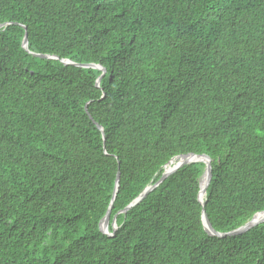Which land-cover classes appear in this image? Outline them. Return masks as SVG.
I'll use <instances>...</instances> for the list:
<instances>
[{"label": "trees", "instance_id": "obj_1", "mask_svg": "<svg viewBox=\"0 0 264 264\" xmlns=\"http://www.w3.org/2000/svg\"><path fill=\"white\" fill-rule=\"evenodd\" d=\"M188 153L204 205L195 161L121 211ZM202 209L264 210V0H0V264H264Z\"/></svg>", "mask_w": 264, "mask_h": 264}, {"label": "water", "instance_id": "obj_2", "mask_svg": "<svg viewBox=\"0 0 264 264\" xmlns=\"http://www.w3.org/2000/svg\"><path fill=\"white\" fill-rule=\"evenodd\" d=\"M27 42L28 41H27V37H26V34H25L24 37H23V40H22V46L26 50H28ZM29 52L32 53L33 55H36V56H39V57H50L49 55H46V54H43V53H35V52H31V51H29ZM61 61L64 64H72V65H76V66H80V67H96V68L101 69L102 72H101L100 76L96 80V85L97 86L100 83L101 76H103L104 73H105V68L100 66V65H98V64H94V63H78V62H74V61L69 60V59H63ZM97 127L102 130V127L99 124L97 125ZM102 133H103V131H102ZM180 157H186V158L183 159V160L179 159L175 164H173V165L169 166L168 168H166V166L169 165V163H171L173 159H178ZM195 161H201V162H203L205 164L204 170H203L201 176L199 177V188L200 189H199V192H198V200L200 201V203L202 205H204V200L200 199L199 195L202 192L204 194H206V189H207V186H208V184L210 182V179H211V160H210V157L208 155H206V154L188 153V154H185V155L175 156L174 158L169 160L165 164L164 171H163L162 175L160 176V178L154 184L146 186L143 189V191L135 199H133L128 205H126L124 207V209L121 210V211L124 212V211L128 210L131 206H133V205L137 204L139 201H141L150 190H152L156 185H158L160 182H162L169 174L174 172L176 169H178L179 167H181L184 164H187V163H190V162H195ZM118 177H119V171H117V173H116L115 184H114V188H113L111 202H110V204L108 206V210H107L105 216L103 217V219L101 220V222L99 224V228H100L101 232L108 233L110 235H112L114 231L113 232H108V229H107L108 221H109V211H110L112 203H113V201L115 199L116 193L118 191ZM112 220L113 221H112L111 225L113 227V230H115L116 229V226H115V223H114L115 216L113 217ZM202 221H203L204 228L211 235H216V236H220V237L230 236V235H238V234L244 233L245 231H247L251 227L263 222L264 221V210L253 214V216L248 221H246L243 225H241V226H239V227H237V228H235L233 230L227 231V232L215 231L212 228L211 223H210V221H209L204 209H202Z\"/></svg>", "mask_w": 264, "mask_h": 264}, {"label": "bare ground", "instance_id": "obj_3", "mask_svg": "<svg viewBox=\"0 0 264 264\" xmlns=\"http://www.w3.org/2000/svg\"><path fill=\"white\" fill-rule=\"evenodd\" d=\"M185 158H186V157H180V158H178V159H173L172 162L169 163V165L166 166V168H168L169 166L175 164L179 159L183 160V159H185ZM199 197H200V199L204 200V198H205V194L202 192V193H200ZM131 207H132V206H131ZM131 207H130V208H131Z\"/></svg>", "mask_w": 264, "mask_h": 264}, {"label": "clouds", "instance_id": "obj_4", "mask_svg": "<svg viewBox=\"0 0 264 264\" xmlns=\"http://www.w3.org/2000/svg\"><path fill=\"white\" fill-rule=\"evenodd\" d=\"M111 207H112V206H111ZM110 210H111V208H110ZM109 213H110V211H109ZM104 216H105V215H104ZM102 219H103V218H102ZM102 219H101V220H102ZM101 220H100V222H101ZM108 223H109V221H108ZM115 226H116V223H115ZM107 229H108V226H107Z\"/></svg>", "mask_w": 264, "mask_h": 264}]
</instances>
